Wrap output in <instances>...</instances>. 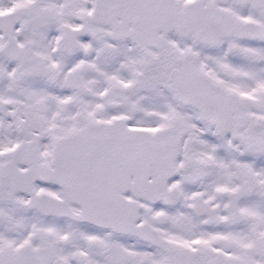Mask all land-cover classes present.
Returning <instances> with one entry per match:
<instances>
[{
    "label": "snow or ice",
    "instance_id": "1",
    "mask_svg": "<svg viewBox=\"0 0 264 264\" xmlns=\"http://www.w3.org/2000/svg\"><path fill=\"white\" fill-rule=\"evenodd\" d=\"M0 264H264V0H0Z\"/></svg>",
    "mask_w": 264,
    "mask_h": 264
}]
</instances>
